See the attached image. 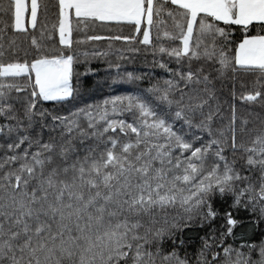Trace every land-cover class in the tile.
Masks as SVG:
<instances>
[{
    "label": "snow or ice",
    "instance_id": "1",
    "mask_svg": "<svg viewBox=\"0 0 264 264\" xmlns=\"http://www.w3.org/2000/svg\"><path fill=\"white\" fill-rule=\"evenodd\" d=\"M42 7L0 0V264H264V0H56L52 44ZM81 26L166 78L87 102Z\"/></svg>",
    "mask_w": 264,
    "mask_h": 264
},
{
    "label": "trees",
    "instance_id": "2",
    "mask_svg": "<svg viewBox=\"0 0 264 264\" xmlns=\"http://www.w3.org/2000/svg\"><path fill=\"white\" fill-rule=\"evenodd\" d=\"M42 5L48 4L49 10L47 14L44 13L43 7L40 13V22L36 30L29 29L30 32L34 31V35L38 41L45 44H52L58 43L59 36L58 31L53 32L52 25L56 23V15H55V8L52 7L55 5L56 0H41ZM46 26V27H44ZM130 26H124L123 29L118 27H113L112 29H108L105 27H88L84 28L81 26V31L76 32L73 34L74 40H81L83 43L79 45H75L74 47L77 48L79 53L87 52L89 55L84 57L81 55V63L77 65V70L81 73L84 72L85 68H90L91 71L87 76L81 75L80 79L81 89L85 93L84 100L87 102H97L103 100L106 97L113 96V95H124L129 93H135L138 88H143L147 84V77L143 81L137 82L136 85L132 84H125V83H113V80L116 78L117 69L115 65L119 64V72L123 75L126 72H133L135 75L143 76L145 74H152L155 78H166L167 74L163 72L159 67L154 66L151 61L152 57L150 53H145L144 51H140L139 53H125V59H118L117 56V49H123L128 47L129 45H125L123 41H109L99 40V41H92L87 40L86 37L89 35H114L123 33L127 35L129 33ZM41 31L44 32V37H41ZM12 34L9 33V36ZM53 36V39H48V36ZM9 37L6 36L4 39L5 41ZM27 46V43L26 45ZM137 47L143 48V46L137 45ZM103 53L108 52L107 56H100V55H92V53ZM112 65V67H110ZM175 67V65H172ZM225 91H227V87H225ZM227 208V204L224 205ZM239 217H242L244 223L247 224L254 220V217L251 213L245 212L241 209L240 213L236 214ZM219 221L214 225L218 226ZM238 228L240 226L238 225ZM204 230L201 229H191L187 230L185 233L184 238L189 241L187 244V251L193 257L197 250L201 246L200 236H203ZM239 235V232H238ZM253 242H259L264 237L260 236L259 231L252 237ZM243 241L236 240L235 242L232 240L231 237L228 238L226 243H235L239 245ZM183 254V253H181Z\"/></svg>",
    "mask_w": 264,
    "mask_h": 264
}]
</instances>
